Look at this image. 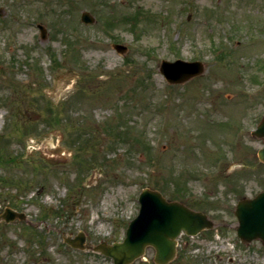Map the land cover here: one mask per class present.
<instances>
[{
	"label": "rangeland",
	"instance_id": "1",
	"mask_svg": "<svg viewBox=\"0 0 264 264\" xmlns=\"http://www.w3.org/2000/svg\"><path fill=\"white\" fill-rule=\"evenodd\" d=\"M0 10V176L22 186L0 182V212L26 214L0 221V264H113L63 237L121 240L144 187L214 223L181 234L168 264H264V244L240 241L233 212L264 189L263 140L250 133L264 115V0H0ZM176 58L203 71L170 84L160 61ZM153 254L130 264H156Z\"/></svg>",
	"mask_w": 264,
	"mask_h": 264
},
{
	"label": "water",
	"instance_id": "2",
	"mask_svg": "<svg viewBox=\"0 0 264 264\" xmlns=\"http://www.w3.org/2000/svg\"><path fill=\"white\" fill-rule=\"evenodd\" d=\"M81 20L89 23L93 17L83 11ZM41 36H44V29ZM118 51H123L124 46L115 44ZM160 71L167 81L171 83L182 82L203 70L200 62H188L180 59L174 61L162 60ZM252 134L264 138V117L258 123ZM258 158L264 162L263 146L257 151ZM139 210L136 217L128 223L125 237L122 241L106 243L101 241L92 249L110 256L114 264H128L140 256L147 245L155 249L154 261L165 264L175 254L176 236L183 230L186 234H196L204 227H211L212 222L207 216L195 211L178 201L166 200L159 191L143 188L138 196ZM237 217L235 227L237 235L243 241L259 238L264 242V190L253 198H243L234 208ZM15 218H24V214L9 207L0 213V219L11 221ZM66 241L74 247L84 248V235L79 233L74 238Z\"/></svg>",
	"mask_w": 264,
	"mask_h": 264
},
{
	"label": "trees",
	"instance_id": "3",
	"mask_svg": "<svg viewBox=\"0 0 264 264\" xmlns=\"http://www.w3.org/2000/svg\"><path fill=\"white\" fill-rule=\"evenodd\" d=\"M8 182H10L11 184H15V187L18 189L19 186H20V182H19V178H14V177H11L10 179L6 180ZM18 195V193H17ZM17 197V196H16Z\"/></svg>",
	"mask_w": 264,
	"mask_h": 264
}]
</instances>
